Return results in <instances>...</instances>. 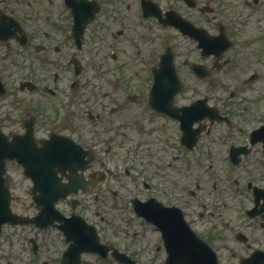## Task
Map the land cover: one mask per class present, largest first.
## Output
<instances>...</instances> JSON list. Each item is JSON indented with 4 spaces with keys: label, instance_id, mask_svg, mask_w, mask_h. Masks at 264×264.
<instances>
[{
    "label": "flooded vegetation",
    "instance_id": "flooded-vegetation-1",
    "mask_svg": "<svg viewBox=\"0 0 264 264\" xmlns=\"http://www.w3.org/2000/svg\"><path fill=\"white\" fill-rule=\"evenodd\" d=\"M167 50L172 70L159 71L163 78L169 73V92L175 77L180 88L170 103L163 99L158 104L169 109L195 104L205 110L203 117L181 110L177 117L151 107L152 73L165 62L161 56ZM132 56L143 65L135 78L150 82L147 89L118 94L116 85L128 78L120 73ZM260 67L264 0H0V129L11 135L31 127L37 140L60 143L68 138L82 150L72 163V168H82L57 171L62 182L78 188L55 203L62 224L75 223L76 214L85 217L90 202L103 198L102 191L117 194L108 183L114 172L106 160L116 156L118 143L125 146L119 161L137 187L135 173L143 165L142 196H132L131 205L138 200L153 209L180 208L217 258H238L241 264V259L264 253V92H252ZM247 91L250 96L235 100ZM167 94L159 92L162 98ZM189 120L193 123L182 139L181 124ZM219 129L224 184L204 198L197 178L208 174L204 162L212 158L214 138L204 139ZM186 151L200 156L187 157ZM150 166L160 174L156 185ZM11 202L22 212L24 203L16 207L13 198ZM214 206L243 212L247 219L203 225L206 213L214 215ZM143 221L154 226L146 217ZM47 229L54 234L44 243L36 235L21 244L18 240L5 264H61L65 254L76 256L71 249L79 246L72 245L69 235L54 225ZM3 254L0 247V259ZM86 254L100 259L97 253L81 252L80 264H87Z\"/></svg>",
    "mask_w": 264,
    "mask_h": 264
},
{
    "label": "water",
    "instance_id": "water-1",
    "mask_svg": "<svg viewBox=\"0 0 264 264\" xmlns=\"http://www.w3.org/2000/svg\"><path fill=\"white\" fill-rule=\"evenodd\" d=\"M161 59H164L165 62L161 63L160 68L153 72V84L149 95L151 106L157 110L164 109L170 115L177 117L179 110L183 114L203 117L206 113L205 110L198 108L195 104L181 109H169L167 106L158 104V101L163 99L166 103H170L174 93L180 87V83L175 77V87L169 92L167 85L170 81L169 73L166 71V77L163 78L159 70H172V54L167 50ZM163 91L168 92L164 98L159 95V92ZM192 123V120L187 123L182 122V129L184 130L182 138L185 137L186 129L191 127ZM262 127L264 128V125ZM39 143L40 145L35 141L30 127L23 134L11 135V138H8L0 130V228L4 223H34V225L42 228L57 220L59 221L57 226L69 235L70 240L73 241L72 245L79 246L71 249V251H75L76 256H72L70 253L61 264H78V255L84 250L97 251L105 255L108 248L98 244V235L92 225L86 224L79 216H74L77 220L75 223L62 224L60 222L62 217L54 209V202L58 198L77 189V187L72 186V183H62L61 177L57 176V171L64 172L66 169L75 171L79 167L82 168V166L77 165L72 168V163L76 161L75 157H82V151L68 138H64L60 143H53L51 139L39 140ZM189 146L191 147V145ZM6 160H15L21 164L25 176L32 180L31 193L32 200L39 210L37 215L25 217L12 212L9 206L10 193L3 176ZM77 183L81 186L84 184L80 176H77ZM133 206L137 214L145 216L160 230L167 253L164 264H219L215 252L189 227L179 208L159 206L153 209L146 202L138 200L133 201ZM113 255L120 262L136 264L124 253L113 250ZM241 264H264V253H254L250 257L241 259Z\"/></svg>",
    "mask_w": 264,
    "mask_h": 264
},
{
    "label": "rangeland",
    "instance_id": "rangeland-1",
    "mask_svg": "<svg viewBox=\"0 0 264 264\" xmlns=\"http://www.w3.org/2000/svg\"><path fill=\"white\" fill-rule=\"evenodd\" d=\"M148 54L151 58L154 57L153 51L149 50ZM129 63L130 64L125 67V72L120 73L121 75L128 76V78L125 79V82H121L116 85L115 89L118 94H120L122 91L126 92L127 94L128 92H136L137 89L138 91L141 89H147L150 82V80L146 79H144L142 82L140 78H135L136 72H138L137 76L142 75L140 72L143 68L142 63H140L136 57L132 56V59H129ZM260 68L262 75L253 84L252 92H264V67ZM93 69H95L94 66L87 67L88 72H92ZM93 84L95 85V83ZM226 85L228 86L227 90L232 89L231 83H226ZM250 92L247 91L246 93L239 94V97H236L235 100L241 102V97L245 98L246 96H250V94H248ZM124 95L125 93H123V96ZM253 96H255V94H253ZM130 106L132 107L131 104ZM260 109L261 110L259 111L262 112L263 106H261ZM130 111H134V109L132 108ZM137 122L140 123V121ZM120 125L121 123H119L117 127L119 128ZM3 131L6 134L10 133V130ZM14 132H19V130ZM118 132L119 129L117 130V134ZM221 132L222 130L220 129L215 130L213 135H209L204 139L208 142L214 138V145H211L214 147V149L211 150L212 152L214 151V153H212V158L211 160L204 162L206 164L207 170H209L207 172L208 174H204L197 178V182L200 184L199 192L202 196H205L204 198H206L207 192L214 191L215 188H220L224 184L222 169L225 165V162L221 159V150H223V146L220 145L219 141ZM36 134L41 135L43 132L37 131ZM124 149L125 146L123 144L117 143L114 148L116 156L106 160V166L112 169L114 172L113 175L109 176L108 183L111 189L117 191V194L114 196L112 192H108V190L102 191L101 197L103 198L90 202L88 210L84 211L83 215L95 225L101 241H106L112 247L117 248L120 252H125L133 260H135L137 264H164L166 253L162 242L160 241V233L154 226L149 225L147 222L143 221L141 217H138L133 211L132 205L129 202V199L132 196H142L141 177L143 165H138V172L135 173L138 176L136 179L138 180V182L136 181V184L138 183L137 187L130 180L132 179L131 175L125 173V165L119 161L121 156L119 154L120 152H123ZM126 152L122 155L125 156ZM195 154L196 151L185 152L187 157H192ZM152 158L154 164H157L156 157ZM159 164L161 163L158 162V165ZM150 167L152 168L151 181L154 185H156L160 179V174L158 175L154 171V166ZM6 170V176L9 177V182H7V184L16 207H22V203H25V206L23 209H21L22 212H35L36 208L34 203L31 201L30 180L24 177L21 167L14 161H7ZM93 192V190L89 192V200H92ZM102 201H104V204H102ZM95 210L99 212L98 215L95 214ZM212 211L214 212L213 216H209L206 213L207 216L205 215L206 217H204L202 220L203 225H208L211 222H218L220 219L226 218L234 220L242 219L243 221L247 219V216H245L243 212L229 209L224 210L220 206H214ZM101 216H103V219H101ZM50 233L54 234V231H50L47 228L40 230L29 225L15 228L5 227V230H3V233L0 237V247L4 252V258L0 259V263L5 264L10 248L13 249L12 252L16 250L15 247H18V240L21 244L23 238L26 239L29 236L36 235V237L40 238L44 243L47 241L46 237ZM10 242H13V244L11 245ZM21 247L22 245H20V248ZM97 258L98 257H95L94 255H85V261L87 264H124L119 263L116 259L111 257V255L107 256L106 258ZM218 259L221 264H239L238 258L219 257Z\"/></svg>",
    "mask_w": 264,
    "mask_h": 264
}]
</instances>
